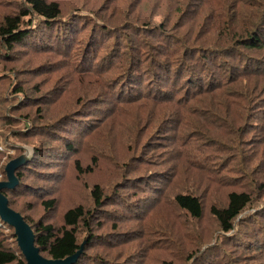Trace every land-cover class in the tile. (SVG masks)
Here are the masks:
<instances>
[{
  "label": "rangeland",
  "instance_id": "374dc122",
  "mask_svg": "<svg viewBox=\"0 0 264 264\" xmlns=\"http://www.w3.org/2000/svg\"><path fill=\"white\" fill-rule=\"evenodd\" d=\"M56 1L61 9L56 25L39 22L24 43L9 52L0 47V181L7 180L8 161L31 156L19 170L21 184L5 191L12 206L31 225L41 221L59 227L63 211L82 205L92 211V229L78 227L80 243L90 233L94 239L85 252L112 261L128 257L138 260L133 263L158 264L181 244L188 252L199 248L203 257L212 255L210 262L216 264H264L262 236L256 231L262 223L255 220L256 208L264 204V105L252 113L236 105L230 112L203 102L171 105L167 110L177 111L182 122L167 120L160 127L157 118L168 111L147 96L143 69L133 75L141 92L116 80H125L129 54L137 55L132 49L141 42L165 44L167 54L176 52L174 60L182 52L180 42L203 45L199 37L210 28L214 0H206L201 14L189 5L180 10V0ZM22 5V0H0V23ZM147 47L139 54L148 62L155 50ZM85 59L94 62L90 72L84 71ZM221 60L231 59L217 60L215 67ZM213 72L218 77L223 71ZM249 79L245 82L256 77ZM124 88L132 102L118 99ZM71 115L72 122L65 124ZM67 143L73 146L69 153L62 149ZM61 152L65 159H56ZM95 185L106 199L99 207L91 194ZM232 190H250L254 201L234 230L222 234L209 208L223 205ZM187 191L202 199L199 220L174 203L176 194ZM51 198L56 206L45 210L42 201ZM13 231L0 223V240L16 250Z\"/></svg>",
  "mask_w": 264,
  "mask_h": 264
},
{
  "label": "trees",
  "instance_id": "16d2710c",
  "mask_svg": "<svg viewBox=\"0 0 264 264\" xmlns=\"http://www.w3.org/2000/svg\"><path fill=\"white\" fill-rule=\"evenodd\" d=\"M22 2L23 5L18 13L4 15L0 23V47L7 52L13 49L15 45L24 43L31 36L33 26L37 23L44 22L48 27H51L57 24L61 15L59 2L56 0H22ZM206 4V0H194L193 3L189 1L182 3L180 0L179 9L182 10L189 5L190 8L193 7L201 14L205 12L202 6ZM156 31L162 35L163 29L157 28ZM199 39L203 45L197 46L180 42L182 52L176 60L173 58L176 52L167 54L165 44L141 42L142 46L138 45L132 49V52L137 55L129 54L126 66L123 64L125 66L123 69L125 80L122 76L116 80L120 79V85L127 83L131 92H141L143 88L141 85L138 86L139 83L147 81L149 85L147 96L153 97L156 105H166L165 111H168L167 106L171 105L203 102L209 108L216 104L223 105L222 112H230L233 109L232 105L238 106L244 112H248V110H251L250 113L253 110L257 112L260 109L258 104H261L260 107L264 105V80L260 82L259 79V77L261 79L264 77V55L258 56V53L264 51V0H214L210 4V28L205 29ZM147 46L153 48L151 50H155L152 55H149L148 62V57L144 60L139 54L140 50L148 48ZM37 48L45 47L39 46ZM229 58L232 62L231 60H221L220 66L215 67L218 65L217 60ZM82 65H84V71L90 72L93 70L94 62L92 59H85ZM141 69H143L142 81L139 82L140 80H135L133 75ZM214 69L223 71L219 72L220 79L213 72ZM223 73L225 74L223 75ZM252 76L256 77L255 81L245 82V80H250L249 77ZM182 80L185 81V86L180 85ZM20 90H15V93ZM182 90L183 94L179 96ZM129 95L128 90L125 89L120 92L118 99L125 98L128 100L126 102H132ZM202 95L204 96L202 97ZM215 96H218V100L214 99ZM207 97H210L208 101L203 100ZM70 117L73 116L63 120L66 121L65 124L72 122ZM181 118L180 116L178 119L177 111L169 110L167 114L159 115L157 118L158 126L161 127L162 122L167 123V120L168 123L177 122L179 125L182 122ZM24 121L28 122L27 120ZM150 123H153V120ZM24 126L26 127L28 124ZM50 126H54V124ZM174 129L176 131V127ZM150 135L153 134L150 133ZM165 138L164 140L169 141V143H175V140L170 136H165ZM158 142L156 141L155 148ZM62 149L69 153L73 150V146L67 143ZM65 152L55 155L56 159H65ZM27 164L29 163L27 162L15 171L18 179L15 188L21 184V171L19 170ZM76 168L82 171L79 164H76ZM86 170L90 171L91 166H88ZM5 191L3 193L7 197ZM91 194L95 207L105 203L106 199L103 198L102 190L98 185L93 187ZM253 201V192L251 193L250 190H232L227 193L223 205L213 204L210 206L209 212L219 231L224 234L234 230L237 218ZM174 203L192 219L199 220L203 217L202 199L193 192L187 191L176 194ZM8 204L10 208L19 212L31 226L35 235V244L39 248L40 254L44 256L43 253H45L47 258L61 259L74 254L83 243L79 241L78 227L82 225L88 231L92 229V211L86 210L82 205H76L63 211L61 225L55 227L51 223L41 221L31 225L27 217L12 206L9 199ZM42 204L45 210H53L56 206V200L55 198L47 199L42 201ZM255 215V220L259 221L260 219L262 223L256 228V231L262 236L260 249L264 250V204L256 208ZM0 223L6 224L1 219ZM88 237V241H84L82 252L74 264H142V262L133 263L138 261L134 258L126 257V262H122V260L106 259L97 252L87 254L85 250L90 247L88 245L90 240L94 239L90 233ZM180 246L182 245L174 244L173 248L176 249V254L172 250L168 254L169 260H162L158 264H180L181 262L182 264H216L214 260L210 262L212 255L207 254L203 257L205 254L201 249L198 248L193 253ZM17 247L15 250L0 240V264H25L24 256ZM107 254L109 255V253ZM219 264L221 263L219 262ZM222 264L228 263L223 262Z\"/></svg>",
  "mask_w": 264,
  "mask_h": 264
},
{
  "label": "water",
  "instance_id": "95a60500",
  "mask_svg": "<svg viewBox=\"0 0 264 264\" xmlns=\"http://www.w3.org/2000/svg\"><path fill=\"white\" fill-rule=\"evenodd\" d=\"M30 158L31 156L26 154L18 156L8 161L4 167L7 180L0 181V219L14 229L16 242L24 256L25 264H74L82 252L84 242L77 252L65 258L53 259L42 256L35 244V235L31 226L19 212L9 207L8 199L3 193L4 190L15 188L18 184L15 171Z\"/></svg>",
  "mask_w": 264,
  "mask_h": 264
}]
</instances>
